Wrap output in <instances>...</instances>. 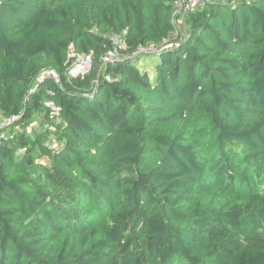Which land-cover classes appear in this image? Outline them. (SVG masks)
<instances>
[{
	"label": "trees",
	"instance_id": "trees-1",
	"mask_svg": "<svg viewBox=\"0 0 264 264\" xmlns=\"http://www.w3.org/2000/svg\"><path fill=\"white\" fill-rule=\"evenodd\" d=\"M174 1L0 0V264H264V0H205L152 75L101 62Z\"/></svg>",
	"mask_w": 264,
	"mask_h": 264
},
{
	"label": "built area",
	"instance_id": "built-area-1",
	"mask_svg": "<svg viewBox=\"0 0 264 264\" xmlns=\"http://www.w3.org/2000/svg\"><path fill=\"white\" fill-rule=\"evenodd\" d=\"M205 2V0H175L172 4L170 21L173 26L172 35L159 44H139L131 51L128 43L124 39L127 35L126 31L122 34L103 36L104 39L110 42V48L106 54L102 56L101 62L103 64H115L133 60L143 55L156 54L162 50L172 49L176 46L174 41L182 39L186 34L184 27V19L186 15L197 8L204 7ZM93 33H96V31H93ZM73 57L75 58L74 64L67 71L66 76L68 78L84 77L91 70L92 55H73ZM46 78H52L55 82H59L57 73L52 70L42 71L39 80ZM106 79L109 81L108 78ZM48 106L53 108L51 104H48ZM15 120H17L16 117L4 118L2 119V124L10 125Z\"/></svg>",
	"mask_w": 264,
	"mask_h": 264
},
{
	"label": "rangeland",
	"instance_id": "rangeland-1",
	"mask_svg": "<svg viewBox=\"0 0 264 264\" xmlns=\"http://www.w3.org/2000/svg\"><path fill=\"white\" fill-rule=\"evenodd\" d=\"M159 62V56L157 54L143 55L140 59L139 69L146 71L152 75L155 65Z\"/></svg>",
	"mask_w": 264,
	"mask_h": 264
}]
</instances>
